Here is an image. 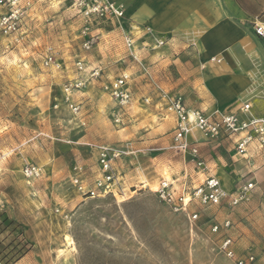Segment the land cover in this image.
Wrapping results in <instances>:
<instances>
[{"label": "rangeland", "instance_id": "1", "mask_svg": "<svg viewBox=\"0 0 264 264\" xmlns=\"http://www.w3.org/2000/svg\"><path fill=\"white\" fill-rule=\"evenodd\" d=\"M112 22L100 20L84 35L68 0H31L22 42L0 31V212L15 224L0 240L27 241L26 253L11 264H235L218 248L225 235L238 253L256 255L257 229L244 222V201L231 207L192 200L177 209L158 195L163 179L172 183L176 201L183 189L197 186L189 170L180 173L188 156L167 147L174 115L161 91L184 98L175 84L182 69L177 52L168 56L164 46L142 38H134V58ZM89 36L95 41L86 48ZM49 52L53 60L45 65ZM94 66L96 78L89 75ZM122 73L132 94L126 106L106 88ZM75 78L85 80L83 88L66 94L64 84ZM96 145L121 152L115 164L121 191L89 198L72 180L76 166L88 184L96 177ZM26 165L39 167L40 175L26 178ZM241 178L244 171L236 181ZM227 219L229 228L212 230ZM4 254L11 259L16 252Z\"/></svg>", "mask_w": 264, "mask_h": 264}, {"label": "crops", "instance_id": "2", "mask_svg": "<svg viewBox=\"0 0 264 264\" xmlns=\"http://www.w3.org/2000/svg\"><path fill=\"white\" fill-rule=\"evenodd\" d=\"M113 1L124 5V24L134 38H142L148 46L154 36L163 38L166 54L177 52L182 74L176 76L175 84L181 86L176 90L184 94L190 109L235 111L244 99L251 103V114L264 117V35L255 30L256 25H264V0ZM170 124L174 127V117ZM198 148L208 170L184 161L180 168V173L189 170L197 185L214 175L232 190L243 171L244 178L256 183L244 203V222L257 229L255 247L261 257L256 264H264V160L236 154L231 139L200 141ZM248 237L244 234L251 244Z\"/></svg>", "mask_w": 264, "mask_h": 264}, {"label": "built area", "instance_id": "3", "mask_svg": "<svg viewBox=\"0 0 264 264\" xmlns=\"http://www.w3.org/2000/svg\"><path fill=\"white\" fill-rule=\"evenodd\" d=\"M71 7L80 14L83 25L82 34L88 35L91 26L98 21L113 19L119 28L123 43L127 46L130 54L135 57V45L132 31L124 24L125 7L123 4L113 0H68ZM31 0H0V31L9 37L12 43L19 44L24 37L23 20L30 8ZM256 32L264 35V25H256ZM156 46L163 45V38L153 37ZM95 38L89 36L84 41V46L89 48ZM53 55L49 52L44 56L43 63L48 65L52 62ZM211 60H216L212 58ZM218 61V60H216ZM78 69L84 67L81 61L76 64ZM100 74V68L94 66L90 69V77L96 78ZM129 75L122 73L109 81L106 88L110 95L120 106H126L132 99L128 87ZM85 80L75 78L64 84L65 93L77 91L83 88ZM161 97L168 111L173 113L175 124L172 135V148L179 151L184 157L188 156L185 162L194 163L199 170H208V165L199 155L198 142H218L225 139L233 140L236 154L252 158L261 157L264 160V117H256L251 114V103L249 100H239L235 111H224L219 108L211 110L190 109L184 98L179 93L161 91ZM73 112H77L79 106L70 103ZM120 117H116L118 122ZM98 151V173L88 184L82 177V167H75L73 184L79 192L89 198L102 197L107 194H115L121 191L117 176L116 162L121 152L109 145H96ZM26 178H35L40 175V168L35 165H26L23 168ZM256 183L246 178L238 179L232 190H227L220 180L214 175H209L203 182L193 187L191 191L182 190L178 201L174 198L172 183L163 179L156 188L158 195L166 202L174 205L177 209H185L186 205L194 200L201 205L227 204L238 206L242 201L249 199L251 191ZM189 199V200H186ZM193 218L197 217L194 213ZM231 226L229 219L221 225L215 224L213 231L220 228L227 229ZM219 250L225 256L233 260L235 264H256L257 258L251 251L238 253L234 248V239L225 235L221 238Z\"/></svg>", "mask_w": 264, "mask_h": 264}, {"label": "trees", "instance_id": "4", "mask_svg": "<svg viewBox=\"0 0 264 264\" xmlns=\"http://www.w3.org/2000/svg\"><path fill=\"white\" fill-rule=\"evenodd\" d=\"M13 224H14V222L9 216L4 214L3 212H0V230H1L0 234H2V232H4V231H8V230L10 232L14 233L15 229H14ZM4 240H5V238L0 240V264H11L12 262L18 260L21 256H23V254L26 253L27 249H26V246L24 244L27 245V241L25 239L20 240V242H16L15 239H12L7 244L4 242ZM7 248H10L11 251L16 252L15 256L10 257L11 259H8L7 258L8 255L4 254V251Z\"/></svg>", "mask_w": 264, "mask_h": 264}, {"label": "bare ground", "instance_id": "5", "mask_svg": "<svg viewBox=\"0 0 264 264\" xmlns=\"http://www.w3.org/2000/svg\"><path fill=\"white\" fill-rule=\"evenodd\" d=\"M146 186V185H145ZM187 200H189V199H187ZM68 237V236H67ZM66 239H68L69 241H67V242H69V244H71V243H73V241L71 240V238H66Z\"/></svg>", "mask_w": 264, "mask_h": 264}]
</instances>
